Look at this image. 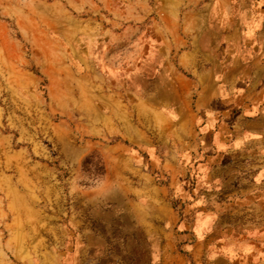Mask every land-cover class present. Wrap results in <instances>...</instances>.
I'll return each instance as SVG.
<instances>
[{"label":"rangeland","instance_id":"rangeland-1","mask_svg":"<svg viewBox=\"0 0 264 264\" xmlns=\"http://www.w3.org/2000/svg\"><path fill=\"white\" fill-rule=\"evenodd\" d=\"M257 59L264 0H0V264H151V234L111 208L126 192L113 180L95 193L105 158L117 152L154 167L161 184L168 153L185 171L170 193L177 218L192 222L193 236L172 237L186 264H195L189 241L200 245L198 264H264V184L229 194L256 171L219 172L206 162L220 144L211 138L205 150L201 118L181 120L185 106L194 109L200 70L213 63V80L230 99L225 83L234 75L248 85ZM97 106L109 121L102 136ZM122 117L139 130L119 131ZM213 129L225 130L221 122ZM116 144L124 150H103ZM231 161L223 153L212 163Z\"/></svg>","mask_w":264,"mask_h":264},{"label":"crops","instance_id":"crops-1","mask_svg":"<svg viewBox=\"0 0 264 264\" xmlns=\"http://www.w3.org/2000/svg\"><path fill=\"white\" fill-rule=\"evenodd\" d=\"M197 63V60L192 59L189 61V67L191 69L195 68L196 70L198 66ZM253 67V73L257 74V76L248 85H243L235 81V79H233L234 75L231 80L225 83V92L231 95L230 99L224 98V92L221 91V88L219 89L217 83L213 80L212 74L215 73L213 63H211V66H206L203 70H200L198 73L201 74V76H199L200 82L194 98V109L185 106L184 114L181 116V120L185 125L192 126L197 116L201 118L204 123L202 141L205 143V146L207 145L205 150H208L211 138L214 140L213 144H220L218 145L219 151H216L215 155L209 156L206 163H211L210 165L212 166L215 165V168L218 167L219 172L225 169L228 171L232 170L231 168L239 171L241 169H254L256 171L254 182L250 180L246 189L236 188L229 194H234L238 191L245 194L252 188L264 184V60H255ZM234 74L237 75L238 73ZM106 96L107 95H103V97ZM135 104V106L139 108L148 105V103H144V101H136ZM152 111H154V109ZM123 118L124 117H122V126L120 125L121 129L117 128L119 131L129 130L130 127L133 126H136L139 130L137 124L135 125L129 117L126 119ZM95 122V128L99 133L98 136L105 135L108 132L109 121L107 113L105 111H100L98 106L95 113ZM214 122L223 123L225 130L221 132L217 130L215 132L213 129ZM175 126L176 125H174V127ZM137 129H134V132L139 135ZM230 140H232L233 143L232 148L227 146ZM103 150L107 152L122 151L124 148L116 144L114 146H105ZM220 150L224 154L226 153L232 156L233 161L228 164L212 163V160L219 159L220 155L223 154H220ZM252 153H255L253 157H251ZM236 156L243 159L244 164H239L242 166L237 165L241 163V160L237 163L234 161ZM170 158L171 156L168 153L160 166L167 174L168 178L166 183L161 184L155 180L153 174L154 167H152L150 171L146 166V162L141 160L140 164L135 163L131 161V156H126L123 152H117L113 156L105 158V174L100 187L95 188V193L102 196L101 192L104 187L109 182L115 180L121 186V189L126 192L127 197H123V201H121L122 205L120 201H118V205H112V207H110L125 212L137 226H140L145 232L151 234V264H154L155 261L164 264H186L188 260L187 257L178 250L177 245L175 246L172 242V237L177 235V233L184 232V235H190L189 229L192 222H182L179 217L177 218L172 208V195L170 191L173 192V188L177 187L178 183L180 185V180L182 176H184L185 171L177 169L175 162ZM244 158H247V160H244ZM218 164L219 166H217ZM240 180L239 182L247 181L246 178ZM106 198L107 197H95L93 202L97 205L106 206L110 203ZM202 213L203 212H199V216L202 217V215H200ZM209 214V211H205L202 219L205 220L209 218ZM201 222L204 221L199 220V223ZM181 227L183 231H181ZM178 229L180 230L179 232ZM174 232H176L175 235ZM191 236L193 235L191 234ZM260 237L264 238V230ZM160 238L167 239L162 245V250H165L161 254L159 253V250H161ZM187 243H189V245ZM187 243L185 241L184 245L187 244L188 247L191 248L189 254L191 255L192 261L198 264L197 260L200 252L198 241H189ZM181 249L185 250L183 245ZM179 252L183 256H181ZM239 255L241 256L240 258L247 257L246 252L242 254L239 253ZM226 256L225 260L232 263L233 260L231 257L233 255L226 254Z\"/></svg>","mask_w":264,"mask_h":264},{"label":"trees","instance_id":"trees-1","mask_svg":"<svg viewBox=\"0 0 264 264\" xmlns=\"http://www.w3.org/2000/svg\"><path fill=\"white\" fill-rule=\"evenodd\" d=\"M183 218H189V217H184L182 214H180V220L182 221V219ZM190 219V218H189ZM185 241L183 240V241H178V246H179V248H181V246H182V243H184ZM185 254H187L186 253V251H183ZM188 255V254H187ZM134 258H132L131 259V261H129V263H127V264H146V263H148V261H144V262H140L139 261V259H136L137 261H132Z\"/></svg>","mask_w":264,"mask_h":264}]
</instances>
